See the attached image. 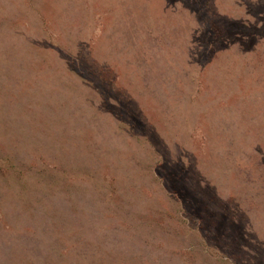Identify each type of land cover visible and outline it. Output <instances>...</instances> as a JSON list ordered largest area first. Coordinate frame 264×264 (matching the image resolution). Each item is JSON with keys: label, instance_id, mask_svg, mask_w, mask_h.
Masks as SVG:
<instances>
[{"label": "rangeland", "instance_id": "rangeland-1", "mask_svg": "<svg viewBox=\"0 0 264 264\" xmlns=\"http://www.w3.org/2000/svg\"><path fill=\"white\" fill-rule=\"evenodd\" d=\"M0 264H264V0H0Z\"/></svg>", "mask_w": 264, "mask_h": 264}]
</instances>
